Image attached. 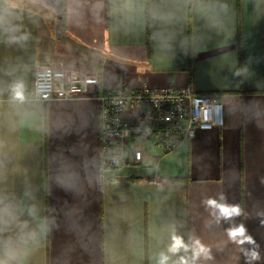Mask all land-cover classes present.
Returning <instances> with one entry per match:
<instances>
[{"label":"crops","instance_id":"crops-1","mask_svg":"<svg viewBox=\"0 0 264 264\" xmlns=\"http://www.w3.org/2000/svg\"><path fill=\"white\" fill-rule=\"evenodd\" d=\"M40 65L99 82L44 101ZM187 85L224 124L106 169L101 93ZM163 257L264 264V0H0V264Z\"/></svg>","mask_w":264,"mask_h":264},{"label":"built area","instance_id":"built-area-1","mask_svg":"<svg viewBox=\"0 0 264 264\" xmlns=\"http://www.w3.org/2000/svg\"><path fill=\"white\" fill-rule=\"evenodd\" d=\"M97 74L40 65L35 74L37 98L74 100L85 96ZM102 149L106 169L129 160L142 163L147 143L172 152L187 144L199 130L224 124L220 96L196 92L192 85L141 89H106L99 96Z\"/></svg>","mask_w":264,"mask_h":264},{"label":"clouds","instance_id":"clouds-1","mask_svg":"<svg viewBox=\"0 0 264 264\" xmlns=\"http://www.w3.org/2000/svg\"><path fill=\"white\" fill-rule=\"evenodd\" d=\"M15 95H16V98H17V99H23V94H22V92L20 91V86H17V89H16V91H15ZM208 204H209V205H212V206H216V201H214V200H209V201H208ZM220 207H221V211H222V213H227V212L232 211V210H229V209L224 208L223 206H220ZM235 211H238V210H235ZM175 239H176V238H174V240H175ZM171 250H172V251H176V248L173 247ZM201 251H203V247H202V246H201ZM196 255L198 256V255H199V252L196 253ZM166 260H167V257H163V259L161 260V264H164V261H166ZM182 264H187V262H186V261H182Z\"/></svg>","mask_w":264,"mask_h":264}]
</instances>
